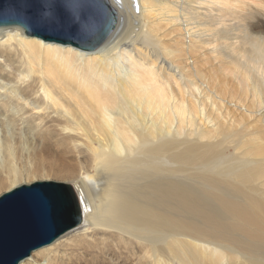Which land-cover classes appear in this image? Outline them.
<instances>
[{
	"label": "bare ground",
	"instance_id": "1",
	"mask_svg": "<svg viewBox=\"0 0 264 264\" xmlns=\"http://www.w3.org/2000/svg\"><path fill=\"white\" fill-rule=\"evenodd\" d=\"M107 1L94 51L0 27V197L82 215L19 264H264V0Z\"/></svg>",
	"mask_w": 264,
	"mask_h": 264
},
{
	"label": "water",
	"instance_id": "2",
	"mask_svg": "<svg viewBox=\"0 0 264 264\" xmlns=\"http://www.w3.org/2000/svg\"><path fill=\"white\" fill-rule=\"evenodd\" d=\"M89 6L108 20L104 35L92 41L76 39L57 22V17H73L81 0H0V27H20L28 36L94 51L111 34L117 16L107 0H89ZM29 189L53 193L51 206L40 208ZM81 223L76 196L68 184L36 182L5 193L0 197V264H19Z\"/></svg>",
	"mask_w": 264,
	"mask_h": 264
},
{
	"label": "snow or ice",
	"instance_id": "3",
	"mask_svg": "<svg viewBox=\"0 0 264 264\" xmlns=\"http://www.w3.org/2000/svg\"><path fill=\"white\" fill-rule=\"evenodd\" d=\"M137 11L139 8L137 7ZM57 22L63 27L68 28L70 34L81 41H92L104 35L108 20L99 12L89 6V0H81V7L73 17H57ZM43 188L44 186H37ZM33 198L42 209H47L53 202V193L46 190L33 191Z\"/></svg>",
	"mask_w": 264,
	"mask_h": 264
},
{
	"label": "rangeland",
	"instance_id": "4",
	"mask_svg": "<svg viewBox=\"0 0 264 264\" xmlns=\"http://www.w3.org/2000/svg\"><path fill=\"white\" fill-rule=\"evenodd\" d=\"M260 29H263L264 30V26H258ZM220 81V77L219 78H217L216 79V81H214L215 82V84L217 85V83L216 82H219ZM255 123L256 122H253V123H251L249 126L250 127H252V129L251 130H255L257 127L255 126ZM261 131H262V129H260ZM1 140H2V127H1V125H0V142H1ZM18 171L20 170L19 168L17 169ZM39 181H42V180H36V181H34V182H30V183H26V185H31V184H33V183H35V182H39ZM50 181H54V182H58V183H64V184H68V185H71L72 187H73V182L72 181H64V180H50ZM24 185V184H23ZM21 186V185H20ZM4 194V193H3ZM2 195V194H1ZM75 234V233H74ZM73 234V235H74ZM106 264H113L111 261H108V263H106Z\"/></svg>",
	"mask_w": 264,
	"mask_h": 264
}]
</instances>
